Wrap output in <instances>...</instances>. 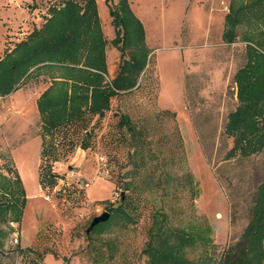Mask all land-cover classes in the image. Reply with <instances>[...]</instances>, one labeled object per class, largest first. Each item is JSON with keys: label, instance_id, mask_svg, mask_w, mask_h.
<instances>
[{"label": "rangeland", "instance_id": "rangeland-1", "mask_svg": "<svg viewBox=\"0 0 264 264\" xmlns=\"http://www.w3.org/2000/svg\"><path fill=\"white\" fill-rule=\"evenodd\" d=\"M64 1L0 0V58L10 37L25 39ZM254 1L95 0L106 44L104 83L109 86L126 62L135 66L128 75L135 86L112 96L103 118L91 116L48 133L38 114V98L52 84L44 73L0 96V203L10 202L5 188L17 176L24 202L19 225L0 221V264H150L145 249L159 191L144 186L124 192L133 147L128 128L117 126L120 117L137 132L148 130L151 151L168 161L181 159L175 170L188 171L198 185L195 212L211 229V244L186 248V258L218 264L238 244L251 218L256 187L264 180L263 154L225 159L233 146L224 129L237 106L234 76L246 63V46L264 54L258 46L264 47V0L251 7ZM231 8L240 25L235 41L226 44L224 18ZM65 22L58 27L70 30ZM71 36L75 48L68 41L44 51L37 55L47 60L40 65L63 77L60 67L70 64L62 63L87 59L89 64L86 29ZM118 36L122 42L116 46ZM44 141L58 159L49 161L57 173L52 191L40 182ZM167 171L175 175L174 164ZM126 197L132 203L126 208L130 220L112 218L108 208ZM187 198L171 205L186 210ZM103 212L109 224L86 232ZM173 223L178 225V217Z\"/></svg>", "mask_w": 264, "mask_h": 264}, {"label": "trees", "instance_id": "trees-1", "mask_svg": "<svg viewBox=\"0 0 264 264\" xmlns=\"http://www.w3.org/2000/svg\"><path fill=\"white\" fill-rule=\"evenodd\" d=\"M258 3L260 0H255L251 3V7H255ZM237 13L231 8L224 18L225 27L222 37L226 44H231L236 39L235 30L240 25ZM65 20V23L69 22L73 28L69 30L67 27L63 31L62 27H58V24L62 25L59 22ZM83 27L88 36L89 50L87 49L85 56L89 57V64L87 59L83 63L75 59L71 62L66 61L62 64L70 65L60 67L66 72L63 77L55 75L53 68L49 69L40 65L47 61L37 56L44 51H50L53 47L55 50L62 48L66 42L73 43L72 46L75 48L73 42L75 38L72 39L71 35L73 31L77 33ZM62 33L64 36L61 38ZM82 34H84L83 30ZM102 37L95 0H87L83 4L82 1L65 0L62 9L50 10V18L39 29L35 28L13 49H7L4 52L0 58V96L4 97L21 89L30 77L35 74L39 77L44 73L43 76H46L52 84L38 98V114L42 126L44 129L47 128L48 133L54 128L68 127L69 124L81 122L91 116L105 117L110 98L119 95L120 92L130 91L135 86L134 80L130 81L128 77L135 66L126 62L120 68V74L110 81L109 86L105 84L104 47L106 44L102 41ZM120 42L122 40L118 36L114 44L117 46ZM258 46L264 52L260 42ZM246 51V63L234 76L237 106L229 113L224 129L225 136L233 140V146L226 153V160L264 155V54L250 46H246ZM72 55L74 57V54ZM117 126L121 129L128 128L127 133L130 135L129 139L133 147L129 155L131 167L126 174V178L129 176L130 179L122 184L124 192L142 190L144 186H150L154 191H159V196L155 200L158 206L153 207L154 211L151 215H154V221H152L145 249L150 264H157L160 261L166 264H196L186 258L185 249L197 244L203 247L211 244V229L202 223L195 212L194 203L198 196V185L188 171L175 170L178 167L176 164L181 163V159L176 160L174 156V160L168 161L162 153L156 154L151 151L146 142L148 130L137 132L132 128L131 122L127 119L125 121L122 117ZM42 145L43 162L39 168L40 182L43 187L52 191L57 173H53L49 161H58V159L53 157L51 149V153L47 149L45 141ZM81 147H88V145ZM173 164L175 175L167 171V168L172 167ZM144 171H150V173L143 176L142 180L136 179L140 178ZM74 187L78 194H83L79 188ZM5 191L10 194L11 200L9 203H0V221L6 225L14 223L19 225L24 202L18 176L14 182L6 186ZM181 197L189 199L186 210L183 208L177 210L171 205L173 200L179 201ZM131 204L126 197L117 207H109L111 217L122 216L127 221L130 220L131 216L127 214L126 208ZM177 217L178 225H175L173 222ZM182 218L183 223L179 221ZM185 218L188 219L184 220ZM100 224L107 225L109 222ZM100 224L90 232H93L96 227L100 228ZM218 264H264V180L256 187L251 218L238 244L226 250Z\"/></svg>", "mask_w": 264, "mask_h": 264}, {"label": "water", "instance_id": "water-1", "mask_svg": "<svg viewBox=\"0 0 264 264\" xmlns=\"http://www.w3.org/2000/svg\"><path fill=\"white\" fill-rule=\"evenodd\" d=\"M122 195L123 194H121V200H122ZM108 219H109V214L107 212H103L102 214H100V216L95 217L91 221L89 228L87 229L86 232L91 231L95 226L99 225L100 223H104V222L108 221Z\"/></svg>", "mask_w": 264, "mask_h": 264}, {"label": "crops", "instance_id": "crops-1", "mask_svg": "<svg viewBox=\"0 0 264 264\" xmlns=\"http://www.w3.org/2000/svg\"><path fill=\"white\" fill-rule=\"evenodd\" d=\"M42 26V25H41ZM36 28V27H35ZM40 27H38V29H39ZM15 35V34H14ZM24 39V38H23ZM23 39H21V40H15L13 37H10L8 40L11 42V44L10 45H8V46H3V54H4V52L7 50V49H9V50H11V49H13L14 48V46L16 45V44H19Z\"/></svg>", "mask_w": 264, "mask_h": 264}]
</instances>
